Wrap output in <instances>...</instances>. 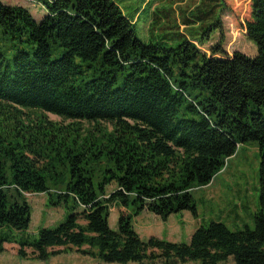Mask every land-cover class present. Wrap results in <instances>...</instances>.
Wrapping results in <instances>:
<instances>
[{
    "label": "trees",
    "instance_id": "1",
    "mask_svg": "<svg viewBox=\"0 0 264 264\" xmlns=\"http://www.w3.org/2000/svg\"><path fill=\"white\" fill-rule=\"evenodd\" d=\"M43 4L36 21L0 0V229L25 231V193L48 192V183H64L56 193L73 203L56 227L18 240V255L31 248L46 260L75 249L106 262L218 264L231 256L233 264H264V0H250L244 21L253 55L226 54L221 18L199 37L181 32L191 22L201 27L199 5L175 21L173 37L183 39L166 45L139 40L136 15L129 18L113 0ZM227 9L225 3L221 13ZM216 28L220 37L206 54L199 45ZM82 122L92 130L82 131ZM247 141L259 147L253 228L231 231L211 221L188 243L139 237L131 221L144 209L162 219L183 210L195 215L190 189L208 184ZM114 205L116 231L108 225ZM12 241L0 233V253Z\"/></svg>",
    "mask_w": 264,
    "mask_h": 264
},
{
    "label": "rangeland",
    "instance_id": "2",
    "mask_svg": "<svg viewBox=\"0 0 264 264\" xmlns=\"http://www.w3.org/2000/svg\"><path fill=\"white\" fill-rule=\"evenodd\" d=\"M9 5H19L26 8L36 21L46 13L43 0H1ZM121 11L133 18L136 15L135 34L143 42L164 41L166 45H173L181 41L183 37H173L179 29L175 27V21L184 18L185 9L192 10L199 5V12L206 13L201 19V27L194 22L190 28L181 31L192 37H199L202 29L207 30L216 20L221 18L220 29L223 34L222 48L227 55L235 50L247 55L256 53L255 45L246 37L244 21L248 16L250 0H113ZM225 3L228 9L222 12ZM166 14V16H165ZM199 17L194 10L192 19ZM154 21L148 29L147 20ZM182 28V27H181ZM213 30V29H212ZM215 31V32H214ZM208 32L211 36L200 49L208 54L210 46L218 41V29ZM173 43V44H171ZM220 56V55H218ZM34 117L33 113H30ZM52 121H61L60 117L52 113H45ZM65 123L68 122L64 120ZM82 131L92 130V125L81 123ZM103 122L101 125H104ZM259 147L255 141L240 143L233 155L227 158L225 165L218 171L212 180L205 185H195L190 189L196 214L188 210L170 214L166 219L160 218L147 210L140 211L132 216V227L139 237L146 241L150 236L161 240L188 243L191 233L199 226L206 227L211 221L222 222L231 231L242 230L246 225L254 227V213L258 209L259 200ZM97 176H95V180ZM52 184V183H51ZM48 192L25 193L30 206V220L25 231L9 229L2 226L0 233L16 241L4 242L5 250L0 253V264H199L190 260L184 263L166 262L165 258L157 257L145 259L142 262H106L99 257L82 255L72 249L61 251L51 255L46 260L35 259L31 255V248H25L26 256L18 255L19 243L24 238H36L41 227L54 228L64 221L71 213L72 197H58L56 191L64 190V183L52 184ZM113 185L108 187L112 189ZM134 206L128 205L127 212H133ZM119 208L110 207L108 215L109 227L118 229ZM86 248V246H83ZM55 250H63V247H55ZM233 258L229 256L218 264H233Z\"/></svg>",
    "mask_w": 264,
    "mask_h": 264
},
{
    "label": "crops",
    "instance_id": "3",
    "mask_svg": "<svg viewBox=\"0 0 264 264\" xmlns=\"http://www.w3.org/2000/svg\"><path fill=\"white\" fill-rule=\"evenodd\" d=\"M182 27V26H181Z\"/></svg>",
    "mask_w": 264,
    "mask_h": 264
}]
</instances>
